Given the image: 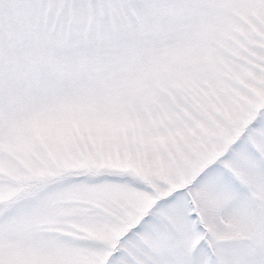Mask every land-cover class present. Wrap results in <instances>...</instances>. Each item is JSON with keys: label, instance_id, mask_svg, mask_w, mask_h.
Returning a JSON list of instances; mask_svg holds the SVG:
<instances>
[{"label": "snow or ice", "instance_id": "obj_1", "mask_svg": "<svg viewBox=\"0 0 264 264\" xmlns=\"http://www.w3.org/2000/svg\"><path fill=\"white\" fill-rule=\"evenodd\" d=\"M0 264H264V0H0Z\"/></svg>", "mask_w": 264, "mask_h": 264}]
</instances>
